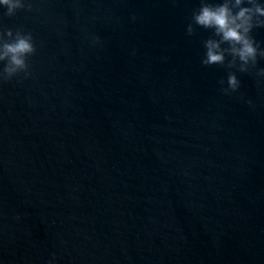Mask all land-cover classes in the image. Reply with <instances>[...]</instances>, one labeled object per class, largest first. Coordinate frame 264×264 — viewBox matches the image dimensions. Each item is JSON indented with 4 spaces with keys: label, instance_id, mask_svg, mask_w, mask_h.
Wrapping results in <instances>:
<instances>
[{
    "label": "water",
    "instance_id": "1",
    "mask_svg": "<svg viewBox=\"0 0 264 264\" xmlns=\"http://www.w3.org/2000/svg\"><path fill=\"white\" fill-rule=\"evenodd\" d=\"M29 2L0 9L37 49L0 82V264H264V59L204 65L202 0Z\"/></svg>",
    "mask_w": 264,
    "mask_h": 264
},
{
    "label": "clouds",
    "instance_id": "2",
    "mask_svg": "<svg viewBox=\"0 0 264 264\" xmlns=\"http://www.w3.org/2000/svg\"><path fill=\"white\" fill-rule=\"evenodd\" d=\"M31 9L29 0H0V9L4 15L13 17L19 10ZM133 16L132 20L135 21ZM194 26L210 29L217 38L208 39L202 63L224 65L227 56L232 60L229 67L239 65V72L249 73L260 59H264V49L253 38L254 29L264 28V0H202L192 13L191 22L187 25V33L192 34ZM98 41V38H96ZM227 45V47H222ZM36 45L31 33L11 29L0 31V82L11 81L23 74L25 79L31 76L29 58L35 55ZM135 52L133 51V55ZM258 76L264 77V69H259ZM223 83V82H222ZM241 81L235 73L227 78L226 95L239 90ZM248 104L251 106L252 101ZM53 255L48 264H55Z\"/></svg>",
    "mask_w": 264,
    "mask_h": 264
}]
</instances>
